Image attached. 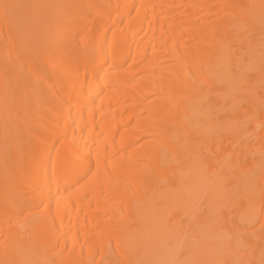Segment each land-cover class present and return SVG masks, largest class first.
I'll return each mask as SVG.
<instances>
[{"label":"bare ground","instance_id":"6f19581e","mask_svg":"<svg viewBox=\"0 0 264 264\" xmlns=\"http://www.w3.org/2000/svg\"><path fill=\"white\" fill-rule=\"evenodd\" d=\"M0 264H264V0H0Z\"/></svg>","mask_w":264,"mask_h":264},{"label":"rangeland","instance_id":"374dc122","mask_svg":"<svg viewBox=\"0 0 264 264\" xmlns=\"http://www.w3.org/2000/svg\"><path fill=\"white\" fill-rule=\"evenodd\" d=\"M258 92H259V91H258ZM258 92H257V93H258ZM260 93H261V92H259V93H258V94H259V96H261V95H260Z\"/></svg>","mask_w":264,"mask_h":264}]
</instances>
